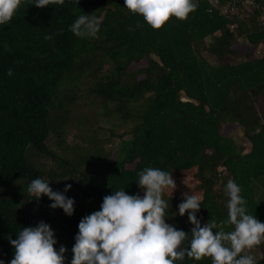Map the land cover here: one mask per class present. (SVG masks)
Masks as SVG:
<instances>
[{
  "label": "trees",
  "instance_id": "1",
  "mask_svg": "<svg viewBox=\"0 0 264 264\" xmlns=\"http://www.w3.org/2000/svg\"><path fill=\"white\" fill-rule=\"evenodd\" d=\"M224 1L193 0L198 7L186 19L173 16L153 29L124 0H64L42 9L21 0L12 19L0 24L4 264L15 252L8 236L16 239L22 227L40 221L54 231L56 250L66 247L65 264H71L81 218L99 211L113 191L142 196L136 182L146 167L172 172L176 188L163 193L165 222L178 230L190 234L193 227L187 213H178L183 193L203 197L201 226L211 219L217 223L213 231L233 230L223 223L229 179L241 187L247 213L264 222V48L258 47L264 43V0L254 9L240 5L235 14L221 10ZM83 13L101 18L97 38L69 30ZM85 104L94 120L116 115L129 123L127 131L91 126L81 112ZM228 123L242 127L248 150L233 132H223ZM105 143L115 148L114 159ZM38 156L49 166L38 163ZM189 171L191 188L193 181L182 179ZM36 178L51 188L56 183L61 192L71 185L64 194L75 201L72 216L50 208L47 196L37 201L28 194ZM175 264H211V258Z\"/></svg>",
  "mask_w": 264,
  "mask_h": 264
},
{
  "label": "clouds",
  "instance_id": "2",
  "mask_svg": "<svg viewBox=\"0 0 264 264\" xmlns=\"http://www.w3.org/2000/svg\"><path fill=\"white\" fill-rule=\"evenodd\" d=\"M63 2L34 0L33 4L42 9ZM20 4L21 0H0V24L9 22ZM124 4L153 29L161 28L173 16L186 19L198 7L193 0H124ZM101 23V18L94 13H83L69 30L79 38H97ZM44 38L51 40L52 36ZM12 74V69H8L7 75ZM138 175L136 183L143 190L142 196L129 195L124 189L113 191L103 197L99 211L81 218L71 264H175L186 257L195 261L209 257L211 264H257L252 255L241 253L264 243V222L247 213V201L234 180L229 179L223 189L228 197V218L223 223L234 226L233 230L213 231L217 223L211 219L201 226L197 213L203 197L183 193L178 213L188 214V221L193 225L189 234L165 222L168 203L163 193L165 189L176 188L172 172L146 167ZM49 184L43 178L33 179L27 192L37 201L47 196L52 201L50 208H60L72 216L75 201L64 194L71 185H66L61 192L54 191ZM54 237L50 225L43 221L35 227H22L16 239L8 236L15 249L10 264H65L67 249L61 245L57 251ZM0 264L4 262L0 260Z\"/></svg>",
  "mask_w": 264,
  "mask_h": 264
},
{
  "label": "rangeland",
  "instance_id": "3",
  "mask_svg": "<svg viewBox=\"0 0 264 264\" xmlns=\"http://www.w3.org/2000/svg\"><path fill=\"white\" fill-rule=\"evenodd\" d=\"M263 43V42H262ZM263 45V48H264V43L263 44H259V50H261V46ZM257 49V48H256ZM255 49V51H256ZM262 51V50H261ZM248 52L252 53L254 52V49H251V50H248ZM264 52V50L262 51ZM256 54V52H255ZM135 66H137L136 64H131L130 65V68L133 69ZM81 112L83 113V115L85 117H87L89 120H90V124L91 126H95V125H104V128L106 127H111V128H114L115 129V132L116 133H121L122 131H127L128 129V125L129 123L128 122H123L121 119L118 120L116 115H112L110 116L109 118H106V120H104V118H97V120H94V116H93V108H91L90 106L86 105L84 106V109L81 110ZM100 131V130H99ZM223 132L225 134H229L231 132H233L234 135H236L235 139L238 141L239 144H241L243 147H244V150H248L249 148V142H248V139L244 136V134L242 133V127L239 126L237 123H228L224 126V130ZM103 132L100 131L98 136L100 137H103ZM116 138L112 137L110 139V141H112V144L113 142H115ZM105 148L109 149L112 151L111 152V157L112 159H114V155H115V148L111 147L110 144L108 143H105ZM32 153H30V151H28L27 153V158L31 159ZM38 163L42 162L44 164H46V166H49V163L48 161L45 159V158H40L39 156L35 159ZM185 175V176H184ZM183 176V181H186V182H190V181H193V177H192V173L189 171V172H185L184 174H182ZM180 176H178L179 178ZM181 178V177H180ZM192 183H195L194 181L193 182H190L189 183V186L190 188L192 187ZM54 188H52L54 191H57L59 190V187L56 185V183L53 185ZM178 192V191H177ZM182 192V191H180ZM244 254H250L252 255L254 258H258V259H264V243H262L261 245H258V246H255L254 248L252 249H246Z\"/></svg>",
  "mask_w": 264,
  "mask_h": 264
},
{
  "label": "built area",
  "instance_id": "4",
  "mask_svg": "<svg viewBox=\"0 0 264 264\" xmlns=\"http://www.w3.org/2000/svg\"><path fill=\"white\" fill-rule=\"evenodd\" d=\"M212 4L219 2V0H210ZM258 0H225L221 10L224 13L228 14H235L239 10V6L242 5L243 7L249 8H256L258 7ZM229 27L232 28L233 24H229ZM256 53H259V50L256 49Z\"/></svg>",
  "mask_w": 264,
  "mask_h": 264
}]
</instances>
